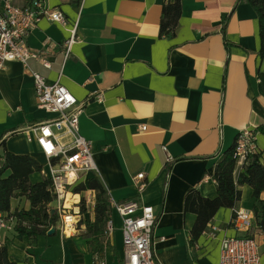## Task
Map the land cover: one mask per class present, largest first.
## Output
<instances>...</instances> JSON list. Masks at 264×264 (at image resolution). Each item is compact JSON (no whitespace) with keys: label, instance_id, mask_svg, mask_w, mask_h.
<instances>
[{"label":"crops","instance_id":"1","mask_svg":"<svg viewBox=\"0 0 264 264\" xmlns=\"http://www.w3.org/2000/svg\"><path fill=\"white\" fill-rule=\"evenodd\" d=\"M28 1L12 0V5L23 8ZM43 1L61 12L65 23L43 18L27 37L30 49L45 50L49 69L34 60L28 61L29 69L13 61L0 73V141L6 151L29 155L43 168L45 161L35 142L27 141L26 130L54 116L37 108L30 71L58 82L83 104L79 133L90 142L96 165L86 180L100 182L108 203L134 200L153 207L157 263L218 264L219 240L236 234L229 225L232 209L220 208L205 229L215 227V236L203 234L190 247L196 216L183 211V202L192 189L204 198L216 197L215 164L243 129L254 131L264 167V59L255 11L244 0H180L175 35L159 36L164 0ZM75 22L77 39L64 60L62 44ZM241 170L235 166V180ZM140 173L143 180L136 179ZM34 174L31 183L45 178L41 171ZM138 183L145 184L142 191ZM237 189L241 196L234 209L253 213L252 188ZM92 192L93 203L82 205L85 211L70 235L61 234L58 219L48 229L54 227L55 233L35 239L0 230L8 259L93 264L99 255L107 264H121L120 217L112 213L109 237L86 227L95 220ZM28 207L24 198L10 203L13 210ZM253 235L264 264V234L256 229Z\"/></svg>","mask_w":264,"mask_h":264},{"label":"built area","instance_id":"2","mask_svg":"<svg viewBox=\"0 0 264 264\" xmlns=\"http://www.w3.org/2000/svg\"><path fill=\"white\" fill-rule=\"evenodd\" d=\"M52 23H65L63 14L48 8L43 0H29L23 8L12 5V0H0V73L13 61L20 62L29 69L28 61L34 60L49 69L50 63L45 50L36 51L27 46V37L41 19ZM69 38L62 44L64 60L70 56V47L77 39V22L69 30ZM37 108L52 114L54 118L27 127L28 142H35L45 161L41 170L48 179L54 195V211L58 215L60 232L70 235L76 224V217L82 205L93 203L94 194L90 190L74 192L77 185L86 183L88 175L96 171L90 142L79 133V116L83 104L58 82H49L36 72H31ZM140 130H145L144 126ZM164 151L165 147L162 148ZM257 153L255 134L251 129L240 131L234 144L236 166H245L252 155ZM143 180L142 173L136 175ZM145 184L138 183V191ZM15 210L10 208L9 213ZM116 213L122 221L123 259L121 264H159L153 254V233L157 215L153 207L140 205L134 200L109 201V215L103 235L109 237L114 225L111 218ZM252 212L233 209L230 228L234 236L224 235L219 240L218 264H260L261 252L253 235L257 226ZM15 216L0 215V230L14 232L17 226ZM217 229L210 227L203 232L214 237ZM260 231V230H259ZM163 240V238H160ZM93 264H107L103 257L96 255Z\"/></svg>","mask_w":264,"mask_h":264},{"label":"trees","instance_id":"3","mask_svg":"<svg viewBox=\"0 0 264 264\" xmlns=\"http://www.w3.org/2000/svg\"><path fill=\"white\" fill-rule=\"evenodd\" d=\"M256 13L258 21L261 48L259 56L264 59V0H244ZM181 13L180 0H164L161 10L159 36L175 35ZM234 144L222 153L217 160L212 175L216 187V197L208 199L202 197L196 189L188 191L184 197L183 211L196 216L195 222L189 231V246L193 247L203 235L207 224L220 208L234 209L240 200L241 193L237 186L248 185L252 188V197L256 201L253 207L258 230L264 234V199L260 194L264 191V167L257 154L252 155L248 163L242 167L236 180L233 172L236 160L233 155ZM42 167L38 161L29 155H15L6 151L4 141H0V215L15 216L17 238L26 237L35 239L45 235L51 226H54L58 215L54 209V195L48 179L31 183L30 176L39 173ZM8 173L5 176V173ZM95 192L96 204L94 208L95 220L92 224L86 223L87 229L95 235H102L109 215V203L106 192L95 177H89L86 184L77 185L74 192L85 190ZM14 198H24L29 203L28 209L10 211V203ZM85 209L81 206L80 213ZM264 254V252H263ZM0 264H17L8 259L7 249L0 245Z\"/></svg>","mask_w":264,"mask_h":264},{"label":"water","instance_id":"4","mask_svg":"<svg viewBox=\"0 0 264 264\" xmlns=\"http://www.w3.org/2000/svg\"><path fill=\"white\" fill-rule=\"evenodd\" d=\"M54 213H55V211L52 210V214H54ZM53 233H55V228H54V227L51 228V229L47 232V235H52Z\"/></svg>","mask_w":264,"mask_h":264},{"label":"rangeland","instance_id":"5","mask_svg":"<svg viewBox=\"0 0 264 264\" xmlns=\"http://www.w3.org/2000/svg\"><path fill=\"white\" fill-rule=\"evenodd\" d=\"M38 173L37 174H34V177L36 176L37 177ZM263 264V263H262Z\"/></svg>","mask_w":264,"mask_h":264}]
</instances>
